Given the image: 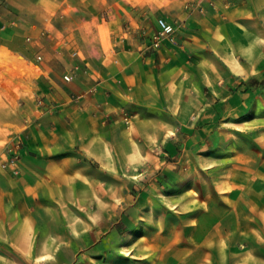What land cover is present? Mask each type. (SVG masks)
<instances>
[{
  "label": "crops",
  "instance_id": "crops-1",
  "mask_svg": "<svg viewBox=\"0 0 264 264\" xmlns=\"http://www.w3.org/2000/svg\"><path fill=\"white\" fill-rule=\"evenodd\" d=\"M3 71L0 264H264V0H0Z\"/></svg>",
  "mask_w": 264,
  "mask_h": 264
},
{
  "label": "rangeland",
  "instance_id": "rangeland-1",
  "mask_svg": "<svg viewBox=\"0 0 264 264\" xmlns=\"http://www.w3.org/2000/svg\"><path fill=\"white\" fill-rule=\"evenodd\" d=\"M9 67L7 66L5 68L6 72L11 71L10 69H8ZM23 73V72H22ZM8 77L5 76L4 71L2 73H0V159H1V155L2 152L5 150L7 142L11 139V136L15 133V131L17 130V124H18V117L16 114V101H15V97H13L12 94V90L11 88H8L6 85V80ZM233 139L235 138L233 135L230 136ZM218 145V144H217ZM215 156H217L216 158H214L213 163H212V175L213 178L216 177V179L214 180V182H216L217 177L220 175V173L222 171L225 172V168L226 166H233L231 165V163L235 162V159L233 160L232 156L235 155V150L231 149L229 150L230 152H234V155H230V157H228L227 159L225 158V149H220L219 147L215 148ZM220 155L224 156L223 160H221ZM206 169H204L202 166L197 165V173L201 172L196 180V188L198 190H203L202 188L204 187V183L205 181L203 180L202 177V171H205ZM217 185V184H216ZM204 198L203 194H200L197 192V203H199L200 199L202 200ZM200 209H198L197 207V214ZM182 220V219H181ZM170 247V246H169ZM184 247L186 248L185 244H180V251L182 252H187L188 248H186L187 250H184ZM164 252H167L168 247H164ZM120 251L121 253H125L124 248L120 247ZM118 253V252H117ZM121 255V256H120ZM113 258V257H112ZM112 263H116V264H129L128 259L125 258L124 254L122 256V254H117L115 258L112 259ZM103 264H109L108 260H103ZM149 264H155L154 260H149L148 261ZM182 262V261H181Z\"/></svg>",
  "mask_w": 264,
  "mask_h": 264
},
{
  "label": "built area",
  "instance_id": "built-area-1",
  "mask_svg": "<svg viewBox=\"0 0 264 264\" xmlns=\"http://www.w3.org/2000/svg\"><path fill=\"white\" fill-rule=\"evenodd\" d=\"M156 24H157V28L154 31L151 40L152 46L159 47L163 39H170V40L174 39L175 32L177 31L175 26L172 23L168 22L167 18L163 16L157 17ZM72 54L75 55L76 51H73ZM37 59L40 60L41 56L38 55ZM63 79L65 81H71L73 79V75L64 74ZM17 164L18 163H17L16 154L9 155V158L5 159L2 163L4 167L10 168L13 173H16L18 171Z\"/></svg>",
  "mask_w": 264,
  "mask_h": 264
}]
</instances>
